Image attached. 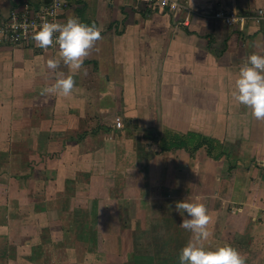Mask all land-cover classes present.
I'll return each mask as SVG.
<instances>
[{"label": "crops", "instance_id": "obj_1", "mask_svg": "<svg viewBox=\"0 0 264 264\" xmlns=\"http://www.w3.org/2000/svg\"><path fill=\"white\" fill-rule=\"evenodd\" d=\"M26 1L43 2L0 0V19ZM66 1L102 35L70 97L40 94L70 74L47 68L58 50L4 45L0 24V264H179L185 199L212 218L206 250L264 264V121L231 96L264 27L213 18L264 0Z\"/></svg>", "mask_w": 264, "mask_h": 264}, {"label": "clouds", "instance_id": "obj_2", "mask_svg": "<svg viewBox=\"0 0 264 264\" xmlns=\"http://www.w3.org/2000/svg\"><path fill=\"white\" fill-rule=\"evenodd\" d=\"M58 34V35H56ZM37 48L48 51L58 45L57 56L47 60V68L56 70L61 62L69 69V75L56 72L55 83L41 90V95L70 97L76 91L74 74L79 73L85 59L97 42L102 39L101 29L93 22L83 23L69 17L65 23L44 21L32 35ZM86 75V69L84 70ZM232 99L250 110L252 118L264 121V55L252 53L246 57L234 81ZM176 211L186 218L180 227L192 234L188 243L180 250L179 264H246V258L235 248L225 245L215 250H206L203 241L212 233L208 229L211 216L203 203L177 201Z\"/></svg>", "mask_w": 264, "mask_h": 264}, {"label": "built area", "instance_id": "obj_3", "mask_svg": "<svg viewBox=\"0 0 264 264\" xmlns=\"http://www.w3.org/2000/svg\"><path fill=\"white\" fill-rule=\"evenodd\" d=\"M143 2L147 6L168 10L172 15L180 11L190 13V8L176 0H131ZM69 4L66 0H43L40 6H32L28 1L24 2L20 9H13L0 19L1 42L4 45L24 46L37 48L32 40V35L39 30L44 21H56L65 23L69 18L66 15ZM214 19L222 21L227 26L264 27V8H258L250 12L238 10H219L213 15ZM189 20L184 19L183 24L188 26ZM58 35V34H56ZM49 49L58 50V45ZM43 50V49H42ZM125 122L121 117L115 119V129L122 130Z\"/></svg>", "mask_w": 264, "mask_h": 264}, {"label": "rangeland", "instance_id": "obj_4", "mask_svg": "<svg viewBox=\"0 0 264 264\" xmlns=\"http://www.w3.org/2000/svg\"><path fill=\"white\" fill-rule=\"evenodd\" d=\"M178 138V137H177ZM179 140H178V142H177V144L178 143H180L182 140L180 139V138H178ZM196 140H198L199 139V137H196L195 138ZM171 144H176V142L174 141V138L171 140V142H170ZM194 143V139L193 140H187V144H193ZM208 143V145L211 147H213V149L215 150V152H217V149H218V144H217V142H215V141H210V142H207ZM179 146H180V144H179Z\"/></svg>", "mask_w": 264, "mask_h": 264}, {"label": "trees", "instance_id": "obj_5", "mask_svg": "<svg viewBox=\"0 0 264 264\" xmlns=\"http://www.w3.org/2000/svg\"><path fill=\"white\" fill-rule=\"evenodd\" d=\"M211 149V148H210Z\"/></svg>", "mask_w": 264, "mask_h": 264}]
</instances>
